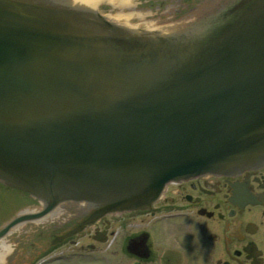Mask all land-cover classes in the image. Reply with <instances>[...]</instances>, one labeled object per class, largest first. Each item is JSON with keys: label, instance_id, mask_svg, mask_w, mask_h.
<instances>
[{"label": "water", "instance_id": "95a60500", "mask_svg": "<svg viewBox=\"0 0 264 264\" xmlns=\"http://www.w3.org/2000/svg\"><path fill=\"white\" fill-rule=\"evenodd\" d=\"M146 1L0 0V182L103 214L264 161V0L169 33Z\"/></svg>", "mask_w": 264, "mask_h": 264}, {"label": "flooded vegetation", "instance_id": "af4514ba", "mask_svg": "<svg viewBox=\"0 0 264 264\" xmlns=\"http://www.w3.org/2000/svg\"><path fill=\"white\" fill-rule=\"evenodd\" d=\"M205 1H146L155 21L136 28L186 27ZM0 264H264V161L171 180L148 206L103 214L0 182Z\"/></svg>", "mask_w": 264, "mask_h": 264}]
</instances>
